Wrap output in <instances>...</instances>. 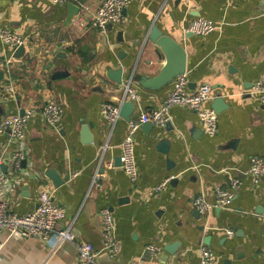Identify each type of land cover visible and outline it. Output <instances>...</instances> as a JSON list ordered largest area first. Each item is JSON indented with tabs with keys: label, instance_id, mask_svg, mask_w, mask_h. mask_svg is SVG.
<instances>
[{
	"label": "crops",
	"instance_id": "1",
	"mask_svg": "<svg viewBox=\"0 0 264 264\" xmlns=\"http://www.w3.org/2000/svg\"><path fill=\"white\" fill-rule=\"evenodd\" d=\"M102 2L0 0V29L9 27L26 39L20 56L10 55L0 41V111L8 116L34 110L26 126L24 180L8 194L9 207L33 211L39 193L52 191L67 210L62 225L72 224L74 237L58 243L54 235L44 239L1 232L0 264H81L79 242H90L97 251L103 246L104 208L113 213L122 249L115 258L101 252L93 264H133L145 258L150 243L162 251L153 260L147 257V264H200L203 242L212 248L214 264H264V177L254 184L248 173L251 157L264 161V103L250 93L264 77V0H131L123 22L104 30L90 25ZM69 3L79 7L72 22L67 21ZM199 16L221 28L206 36L186 32ZM153 26L186 49L190 89L208 83L213 98L207 105L221 93L229 106L218 113L213 136L204 132L195 111L177 105L164 127L154 125L150 132L140 127L135 135L139 176L131 181L121 165L129 121L122 118L111 130L101 107L121 102L122 85L131 75L143 110L152 112L166 99L173 83L160 89L140 83L166 63L158 65L151 45L146 46ZM119 67L122 83L109 77ZM51 101L64 106L59 130L41 112ZM141 108L136 104L131 119ZM85 125L93 137L90 143ZM162 139L170 143L167 153L159 147ZM17 146L9 134L0 137V149ZM51 168L62 184L46 175ZM235 177L243 184L234 189L232 204L200 215L195 197L217 185L229 189ZM168 178L164 189L153 191ZM208 226L228 227L234 235ZM168 245L175 247L169 252Z\"/></svg>",
	"mask_w": 264,
	"mask_h": 264
},
{
	"label": "built area",
	"instance_id": "2",
	"mask_svg": "<svg viewBox=\"0 0 264 264\" xmlns=\"http://www.w3.org/2000/svg\"><path fill=\"white\" fill-rule=\"evenodd\" d=\"M54 4H65L68 0H51ZM131 0H103L96 13L90 21V25L100 29L109 26H116L124 20V9L130 4ZM221 28V25L214 20L205 17L193 18L186 27V32L198 36H206ZM0 41L11 49V54L22 45L25 46L26 39L19 33L14 32L9 27L0 29ZM12 57L6 59L8 64ZM190 79L187 73L176 77L173 87L166 99L159 107L152 112L143 110L140 106V94L133 84V75L122 85V97L120 103L106 102L102 105L101 111L106 123L113 130L117 123L122 119L121 106L130 100L135 106L139 105L140 112L137 118L129 120L127 133L121 143V165L131 181H137L139 169L135 155V135L142 124L152 122L157 127H164L170 119V110L175 105L187 107L195 111L200 119L204 132L210 136L218 132V114L207 104L213 98L212 88L208 83H202L196 89L189 87ZM252 95L264 103V77L258 80L250 92ZM45 120L53 128L59 130L64 114V106L58 101H51L41 109ZM34 115V110L29 109L23 115L15 114L0 117V137L9 134L11 139L18 143L14 149H0V167L6 165L7 172L0 171V233L6 232L9 235H20L29 238L47 239L54 235L58 243L73 241L72 224L64 226L62 223L67 218V210L58 205L54 199L52 191L43 190L39 193V203L37 207L27 213H18L9 207L7 196L17 186L23 178V159L26 153V126ZM108 166H112L111 163ZM248 173L252 176L254 184H258L264 177V161L255 155L251 157V167ZM101 174L96 173L97 184ZM171 178L166 179L153 191H160L166 187ZM240 178H232L231 188H223L217 185L210 192H202L195 197L194 205L200 215L207 217L215 208H228L234 198V189L242 186ZM214 197L210 201L209 197ZM103 230V246L97 251L90 242L81 241L77 244L78 260L81 264H93L101 252L107 253L111 258H115L122 249V244L116 235L113 213L104 208L100 212ZM223 229L229 236L234 235V230L225 227H210ZM5 246V241L0 239V251ZM162 248L157 243H150L145 247L144 257L134 261L133 264H147L146 258L150 260L156 258ZM200 264H214V252L206 243L200 245Z\"/></svg>",
	"mask_w": 264,
	"mask_h": 264
},
{
	"label": "water",
	"instance_id": "3",
	"mask_svg": "<svg viewBox=\"0 0 264 264\" xmlns=\"http://www.w3.org/2000/svg\"><path fill=\"white\" fill-rule=\"evenodd\" d=\"M69 14L67 17L68 22H72L73 16L79 12V7L74 3H69ZM110 27V26H109ZM121 34V33H119ZM151 45V54L156 57V62L158 65L162 64V61L165 60L160 69L157 70L154 76L151 78H146V80L141 79L140 83L151 89H160L165 86L172 84L176 77L186 73L187 71V52L184 46L170 37L169 35L164 34L157 26H153L152 29L147 34V45ZM25 52V46H20L15 51V56H20ZM61 76V74H57L55 77ZM109 77L116 83H122L123 80V67H119L118 69H112L109 73ZM193 83H189V87H193ZM228 103H226L224 97L221 93H217L216 97L213 99L211 103V107L218 114L228 108ZM135 109V104L127 100L121 106V116L125 120L129 121L131 116L133 115ZM5 109L0 111V117L5 115ZM25 110L22 109L20 111V115H23ZM143 129L146 131H152L154 128V123L147 122L141 125ZM83 134L86 135L85 141L92 142V135L88 129V126L85 125L83 127ZM169 141L167 139H162L160 141V149L164 152H168ZM2 169L4 171L7 170L6 165H2ZM46 175L50 177L56 185H60L63 183V179L59 176L55 169H49L46 172ZM70 177L69 174L66 175L65 179ZM175 245H168L166 250L169 252L172 251Z\"/></svg>",
	"mask_w": 264,
	"mask_h": 264
}]
</instances>
